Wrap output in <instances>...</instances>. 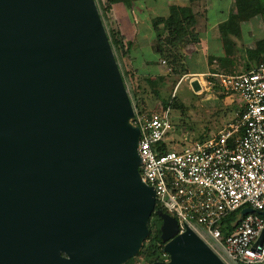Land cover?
Masks as SVG:
<instances>
[{"label":"water","instance_id":"obj_1","mask_svg":"<svg viewBox=\"0 0 264 264\" xmlns=\"http://www.w3.org/2000/svg\"><path fill=\"white\" fill-rule=\"evenodd\" d=\"M133 120L94 0H0V264H122L140 251L155 191ZM156 212L168 260L151 264H226Z\"/></svg>","mask_w":264,"mask_h":264},{"label":"built area","instance_id":"obj_2","mask_svg":"<svg viewBox=\"0 0 264 264\" xmlns=\"http://www.w3.org/2000/svg\"><path fill=\"white\" fill-rule=\"evenodd\" d=\"M209 74L234 103V117L213 136L162 151L159 142L172 129L170 107L139 116L133 120L140 129L138 169L155 202L176 219L178 233L189 227L204 240L207 232L235 262L264 263V243L253 248L264 224L255 214L264 212V63L241 73ZM243 207L254 212L223 237L218 224Z\"/></svg>","mask_w":264,"mask_h":264},{"label":"rangeland","instance_id":"obj_3","mask_svg":"<svg viewBox=\"0 0 264 264\" xmlns=\"http://www.w3.org/2000/svg\"><path fill=\"white\" fill-rule=\"evenodd\" d=\"M105 0H94L106 33L111 35V26L108 22L107 11H105L103 3ZM154 0H148L153 4ZM157 1V6L152 7L151 13L161 14L156 9L164 8L165 1L162 4ZM232 9L231 0H212L207 12H204L205 20L208 21L211 28L207 36L199 44L187 46L184 51L182 47L180 62L178 65H170L168 61H164L165 66L175 68L176 72L167 70L164 76V84L161 86L163 98H170L174 103H179L178 107L170 109V121L172 129L163 141L167 147L182 149L195 140H202L213 136L224 124L229 122L235 115V105L230 98L222 93L221 87L217 81L209 73H241L255 66L256 61L263 55L252 52L257 47V41L264 37V9H254L250 19L240 23L239 34L232 35L229 45V56H225V49L220 35L216 28L218 20H224ZM219 29V28H218ZM212 31V32H211ZM194 47H196L194 49ZM112 48V46H111ZM223 49V50H222ZM223 51V52H222ZM115 60L117 62L120 74L124 76L125 88L130 92V75H127L123 66L121 51L112 48ZM222 53V54H221ZM187 58V63H186ZM173 68H172V67ZM199 70L198 73L189 71ZM178 72V74H177ZM121 74V76H122ZM180 74V75H179ZM123 79V78H122ZM176 83L173 92L170 90ZM171 95V96H170ZM129 96V94H128ZM148 99L144 101L146 111L155 110L161 106L155 94L147 95ZM152 99V100H151ZM133 108V106H132ZM148 225V224H147ZM204 240L214 250V252L226 263L237 264L232 260L221 246L212 239L207 232H204ZM133 264H147L144 257L138 254L134 255ZM162 257H164L162 255Z\"/></svg>","mask_w":264,"mask_h":264},{"label":"trees","instance_id":"obj_4","mask_svg":"<svg viewBox=\"0 0 264 264\" xmlns=\"http://www.w3.org/2000/svg\"><path fill=\"white\" fill-rule=\"evenodd\" d=\"M133 1L135 0H105L103 6L105 11L109 12V10L115 3H123L129 6ZM231 1V12L228 14V17L226 19L222 20L218 24L219 35L221 41L223 42V47L225 49V56H229V45L233 44V42H230V38L232 37V35L237 36L239 34L238 32L240 30V23L242 21L250 19L253 15L254 9L258 8L260 9V11H263L264 9V0ZM207 3L208 0H189V4L185 6L170 5L169 13L167 16H156L151 19L152 27L155 31V46L159 52L160 57L164 61H168L172 66L175 64L178 65L177 62H180V50L182 49V47L200 41V30H202V28L199 29L196 27V25L198 19L202 17L205 18L204 12L206 13L207 9L209 8ZM196 6L199 7V10L195 12L194 8ZM111 31V35L108 33L107 36L112 48L114 47L118 49V51L126 53L127 51H124L125 45L123 44L122 39L118 35V32L113 31V29H111ZM256 44L257 47L252 52L263 56L258 61H256L255 65L260 62L264 63V37L259 39ZM167 68L170 69L171 72H176L175 68L173 67V69H171L170 66H168ZM129 74L131 77L130 84L132 87L130 92L128 90V94L130 102L134 109L135 120L139 116L148 115L152 111H146V105L144 101L148 99L147 95L155 94L158 101L162 103L160 106L162 108L169 106L171 109V106L173 108L179 106V103H174L170 100V98H163L164 95L162 93L161 86L164 84V76H157L155 78L142 74L134 76L132 72L128 71L127 75ZM122 78L123 80L125 79L123 74ZM175 85L176 83L174 82L172 89L170 90L171 92H173ZM159 146L160 150L162 151L169 149L167 147V144L163 141L159 142ZM240 209L229 214L218 224V227H220L223 237H226L227 235H229V233L232 232L233 227L231 226V222L233 221L235 214ZM157 210L166 213L165 209L158 202H155L154 210L152 211L148 219V235L144 240L140 251H138L137 253L139 256L144 257L145 261H147V264L163 260L162 254L164 252V242L161 239V218L157 214ZM255 214H258L263 218V216L259 214L258 211H256ZM133 261L134 257L132 256L122 264H133ZM237 264L244 263L238 262Z\"/></svg>","mask_w":264,"mask_h":264},{"label":"crops","instance_id":"obj_5","mask_svg":"<svg viewBox=\"0 0 264 264\" xmlns=\"http://www.w3.org/2000/svg\"><path fill=\"white\" fill-rule=\"evenodd\" d=\"M210 3H212V0H208L207 5L209 7ZM159 4H162L161 0H159ZM188 4L189 0H166L164 8L161 10L156 9L161 14H150V11L153 10L152 7L155 8L158 5L155 0L151 5L148 3V0H135L129 6L123 3H115L112 6L109 12H107V18L111 28L113 31L118 32V35L125 45L124 51L127 52L121 53V58L126 71L132 72L134 76L140 74L152 78L166 76L168 68L163 63L164 60L160 57L155 46V31L152 27L151 19L156 16H167L170 5L185 6ZM198 8L196 6L194 11L199 10ZM221 21L218 20L216 22L218 37V24ZM196 27L199 29L202 28L200 30V41L186 45L183 47L184 51L187 49V46H194L195 44L201 43L204 36H207L211 30L208 21L204 17L198 19ZM187 61L186 58V63ZM198 71L194 70L189 72L196 74Z\"/></svg>","mask_w":264,"mask_h":264}]
</instances>
